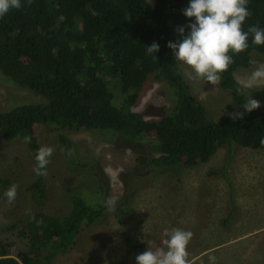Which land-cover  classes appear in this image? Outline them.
Returning a JSON list of instances; mask_svg holds the SVG:
<instances>
[{"label":"trees","instance_id":"1","mask_svg":"<svg viewBox=\"0 0 264 264\" xmlns=\"http://www.w3.org/2000/svg\"><path fill=\"white\" fill-rule=\"evenodd\" d=\"M187 6L188 0H22L19 9L0 18V72L47 103L0 111L2 139L30 136L27 146L34 158L39 125L109 131L133 143L153 141L158 156L140 157L138 162L154 170L205 163L228 142L264 150V102L257 100L260 107L246 111L242 105L249 99L247 90L235 77L239 68L253 65V52L264 56V45L253 44L249 33L247 49L229 52L232 62L217 82L234 99L237 113L208 118L205 104L192 94L168 47L170 41L182 39L179 27H185V35L188 32L190 21L182 14ZM247 8L250 15L243 30L264 28V0H248ZM153 43L159 45L156 54L146 48ZM151 75L168 86L174 100L158 120H147L133 110ZM113 85L123 94L119 105ZM58 142L73 153L67 136L60 135ZM91 175L99 190H105L93 165ZM46 176H38L27 188L39 204L47 197ZM74 193L66 216L39 212L28 218L19 231L27 246L15 256L13 244L0 238V264H53L73 245L83 224L99 222L105 213L102 197Z\"/></svg>","mask_w":264,"mask_h":264},{"label":"rangeland","instance_id":"2","mask_svg":"<svg viewBox=\"0 0 264 264\" xmlns=\"http://www.w3.org/2000/svg\"><path fill=\"white\" fill-rule=\"evenodd\" d=\"M252 56L256 63L239 68L235 77L248 98L264 102V82L246 87L252 71L264 63L263 55L253 52ZM177 65L192 94L205 104L208 118L237 113L234 99L218 82L197 79L187 66L178 61ZM112 87L119 105L123 94L118 85ZM173 101L168 86L151 75L133 110L147 120H158L172 109ZM45 103V98L18 87L0 72V111ZM60 135L72 140L73 153L63 149ZM35 137L38 148L53 149L45 179L47 197L41 204L27 191L38 177L27 142L22 136L5 142L0 133V238L13 244L12 255L27 246L19 231L30 216L39 212L66 216L73 193L80 190L83 196L100 195L105 213L99 222L83 224L73 245L60 252L53 264H116L131 253L135 259L148 247L162 246L165 230L174 228L193 234L187 246L188 264H264V150L228 142L205 163L154 170L138 162L140 157L158 156L153 141L133 143L109 131L49 125L37 126ZM92 165L102 175L103 191L91 175ZM12 184L17 196L8 203L3 193ZM128 245L136 247L131 251Z\"/></svg>","mask_w":264,"mask_h":264},{"label":"clouds","instance_id":"3","mask_svg":"<svg viewBox=\"0 0 264 264\" xmlns=\"http://www.w3.org/2000/svg\"><path fill=\"white\" fill-rule=\"evenodd\" d=\"M248 0H188V6L182 14L189 19L188 32L185 27L177 29L182 37L178 42H169L174 60L187 66L197 79L215 84L232 62L229 52L236 54L249 47V33L252 34V43L264 45V28L250 26L247 31L243 25L250 12L247 8ZM22 0H0V18L4 17L11 9H19ZM148 53H157L159 45L153 43L146 46ZM252 63H256L253 61ZM264 82V63H259L248 77L246 87ZM242 107L251 112L260 107L259 101L252 96ZM26 142H31L30 136L24 137ZM264 144V140L261 141ZM53 154L50 146L38 148L34 160L33 171L37 176L47 175V165ZM17 186L8 187L3 197L8 203L15 200ZM113 201L108 200L111 206ZM166 239L160 247L147 248L135 257L136 264H188L187 246L192 238V232L179 228L171 231L165 230ZM210 261L214 257L209 258Z\"/></svg>","mask_w":264,"mask_h":264},{"label":"crops","instance_id":"4","mask_svg":"<svg viewBox=\"0 0 264 264\" xmlns=\"http://www.w3.org/2000/svg\"><path fill=\"white\" fill-rule=\"evenodd\" d=\"M111 246H113V245H111ZM128 247H129V249H131V251H133V248H135L136 245H128ZM114 248H115V247H113V248H111V249L114 250ZM128 255H129V253H128ZM111 256H113V257L116 256L115 250H114V253L111 254ZM133 256H134L133 253L130 254L129 259H128L126 256H124V257L121 259V261L118 262V263H116V264H120L121 262H126L127 264H136V261H135V259L133 258ZM116 260H117V259H116Z\"/></svg>","mask_w":264,"mask_h":264}]
</instances>
